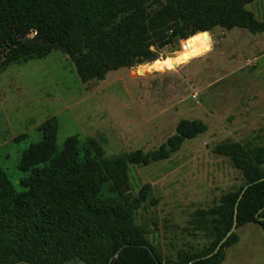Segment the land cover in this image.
<instances>
[{
    "label": "rangeland",
    "instance_id": "1",
    "mask_svg": "<svg viewBox=\"0 0 264 264\" xmlns=\"http://www.w3.org/2000/svg\"><path fill=\"white\" fill-rule=\"evenodd\" d=\"M247 9L264 22V0ZM31 32L38 34L27 28L23 38ZM152 50L159 57L150 63L89 81L80 78L59 46L43 58L10 62L1 55L0 168L22 190L20 180L29 174L21 169L22 155L42 140L41 126L53 119L59 124V148L71 136L84 145L95 139L106 158L156 150L182 120L205 123L208 130L186 140L169 159L129 165L133 197L150 185L147 201L134 213L135 224L164 264H179L210 246V208L245 185L241 171L214 147L230 141L249 149L264 145V32L217 27ZM236 233L240 241L225 250L222 264H260L252 259H264V230L247 223Z\"/></svg>",
    "mask_w": 264,
    "mask_h": 264
},
{
    "label": "trees",
    "instance_id": "2",
    "mask_svg": "<svg viewBox=\"0 0 264 264\" xmlns=\"http://www.w3.org/2000/svg\"><path fill=\"white\" fill-rule=\"evenodd\" d=\"M255 1L0 0V56L5 54L10 62L43 58L65 46L83 81L104 80L110 71L151 57L152 47L163 49L217 27L263 33L264 22L247 9ZM27 28L38 34L23 38ZM58 127L56 119L44 123L42 140L23 153L21 169L29 174L20 180L22 190L0 168V264H67L72 259L85 264H164L135 224L134 213L147 201L150 185L133 197L129 165L169 159L186 140L205 133L207 125L182 120L176 134L158 149L113 158L104 156L95 139L84 145L71 136L59 148ZM213 152L232 161L245 185L210 208V246L179 264H222L225 250L240 240L236 231L218 253L208 255L232 228L236 208L237 228L255 223L264 230V145L249 149L240 142H222Z\"/></svg>",
    "mask_w": 264,
    "mask_h": 264
},
{
    "label": "water",
    "instance_id": "3",
    "mask_svg": "<svg viewBox=\"0 0 264 264\" xmlns=\"http://www.w3.org/2000/svg\"><path fill=\"white\" fill-rule=\"evenodd\" d=\"M208 32H209V31H204V32H202V33H208ZM29 35H30V38H34V37H35V34L32 33V32H31ZM186 40H187V39H186ZM59 47H60L65 53L69 54L67 47H65V46H59ZM158 57H159V54H158L157 51H155V52L151 55V57L144 59V60L141 62V64L144 65V64L150 63V62H151V59H152V60H156ZM165 57H166V53H163V54H162V58H165ZM261 180H264V178L261 179ZM247 187H248V186H245V188L242 190V193H241V195L239 196V201L241 200V198L243 197L244 193L246 192ZM239 201H238V203H237V206L239 205ZM237 218H238V208H236V212H235V215H234V223H233L232 228H231L230 231L225 235V237L220 241V243L217 245V247L215 248V250H214L212 253H210L208 256H212V255L218 253L219 250H220V248H221V246L227 241V239L229 238V236L232 235V234L236 231V229H237ZM119 252H120V251H119ZM118 255H119V254H117L116 257H117Z\"/></svg>",
    "mask_w": 264,
    "mask_h": 264
},
{
    "label": "crops",
    "instance_id": "4",
    "mask_svg": "<svg viewBox=\"0 0 264 264\" xmlns=\"http://www.w3.org/2000/svg\"><path fill=\"white\" fill-rule=\"evenodd\" d=\"M247 260H250V259H247ZM252 261H255V262L260 263V264H264V259H255V260L252 259Z\"/></svg>",
    "mask_w": 264,
    "mask_h": 264
},
{
    "label": "bare ground",
    "instance_id": "5",
    "mask_svg": "<svg viewBox=\"0 0 264 264\" xmlns=\"http://www.w3.org/2000/svg\"><path fill=\"white\" fill-rule=\"evenodd\" d=\"M166 56H167V54H166ZM166 58V57H165ZM141 72V70H140V68L138 67L137 68V73H140Z\"/></svg>",
    "mask_w": 264,
    "mask_h": 264
}]
</instances>
